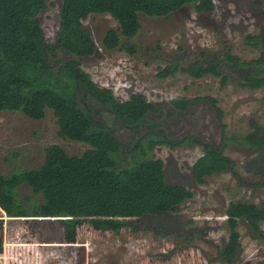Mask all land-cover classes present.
I'll return each instance as SVG.
<instances>
[{"label":"rangeland","instance_id":"rangeland-1","mask_svg":"<svg viewBox=\"0 0 264 264\" xmlns=\"http://www.w3.org/2000/svg\"><path fill=\"white\" fill-rule=\"evenodd\" d=\"M79 1L71 4L68 0H47L46 8L36 16L39 26L46 42L56 45L69 14H73L97 49L82 58L57 50L50 56L51 61H80L78 73L89 75L99 89L110 90L118 105L135 94L145 95L158 106L154 118H160L171 139L195 134L217 146L225 136L230 137L224 156L234 160L235 166L229 171L202 174L204 182L199 183L192 168L204 156V146H156L155 159L163 161L166 183L185 186L184 200L165 214L147 212L128 218L131 226L119 232L97 231L85 223L78 229L76 242L65 241L64 226L55 220L60 217H9V210L0 206V237L4 243L0 264H223L219 248L229 238L227 210L238 202L255 209L264 205V177L260 172L248 171L261 159V151L243 145L239 139L252 134L253 128L264 127V74L254 67L235 66L226 59L232 55L242 62L252 61L261 55L248 36L260 33L264 0H213L214 8L209 13L198 12L196 5L189 3L168 16L137 11L139 32L131 39H121L122 44L135 47L134 53L120 47L106 49V32L114 29L121 33V21L109 12L85 13L83 1L88 0ZM114 1L124 4L128 0ZM89 3L94 7L106 1ZM196 61L205 66L218 62L221 73L197 76L193 69ZM167 66L176 70L161 77L159 73ZM259 80L262 86L258 88L244 85ZM200 97H212L216 103L202 100L176 106L172 102ZM87 101L98 110L96 101ZM97 114L109 126L117 127L109 111L99 110ZM116 135L124 146L136 142L134 133L124 127H117ZM49 146H59L67 156L76 158L94 149L85 141L62 137L55 110L50 107L45 108L40 119L20 111L0 112V174L9 176L43 166ZM129 159L124 151L120 165L126 166ZM97 186L95 181L87 192L94 202ZM18 199L29 208L45 202L42 193L34 192L27 184L18 190ZM139 210L129 212L139 215ZM67 218L72 217L62 219ZM261 227L264 231V221ZM238 230L242 236L240 264H264V240L243 218ZM169 252L172 256L166 259Z\"/></svg>","mask_w":264,"mask_h":264},{"label":"trees","instance_id":"trees-1","mask_svg":"<svg viewBox=\"0 0 264 264\" xmlns=\"http://www.w3.org/2000/svg\"><path fill=\"white\" fill-rule=\"evenodd\" d=\"M68 1L71 4L80 2ZM105 1V5L94 7L89 0L83 1L86 5L84 12H109L119 19L122 32L108 30L103 45L108 50L120 47L129 53H134L135 47L122 44L121 39H131L139 32L141 25L137 11L150 16H168L186 3L196 5V10L202 13H209L214 8L213 0H128L124 4L114 0ZM46 4L47 0H22L21 3L19 0H0V112L20 111L40 119L44 116L45 108L50 107L55 110L62 137L85 141L94 149L76 158L67 156L59 146H49L46 147L43 166L19 170L9 176L0 174V206L9 210V217H72L55 220L64 226L65 241L76 242L78 229L85 223L97 231L119 232L131 226L128 218H137L147 212L165 214L184 200L187 193L185 186L166 183L163 161L155 159L156 146H204V156L192 168L199 183L204 182L202 174L229 171L235 166L234 160L224 156L230 137L225 136L217 146L203 141L195 134L171 139L160 118H154L158 106L145 95L135 94L128 102L118 105L110 90L99 89L89 75L78 73L80 61H51L50 56L56 55L57 50L74 53L82 58L93 54L97 45L80 19L73 14H69L68 22L63 25L57 44L47 43L36 17L46 8ZM248 40L260 49L261 55L255 60L243 62L237 56L228 55L227 62L239 67H254L264 74V24L260 33L248 36ZM194 65L197 76L206 72L217 75L221 73L218 62L205 66L196 61ZM174 70L167 66L159 75L164 77ZM244 85L255 89L262 86V81H249ZM89 99L99 104L98 110L88 103ZM202 100L216 103L212 97L172 102L180 106ZM99 110L109 111L117 127L133 132L136 142L124 146L116 135L117 127L109 126L101 115L98 116ZM253 130L252 134L240 136L239 139L243 145L261 151V159L256 160L253 167H248V171L260 172L264 177V127L259 126ZM124 151L129 154L130 163L121 166ZM90 178L91 181H88ZM95 181H98L96 202L91 195H87ZM23 184H27L36 193H42L45 202L30 208L24 204L23 200L18 199V190ZM135 208L140 209L137 211L139 215L129 212ZM227 213L229 238L219 248V259L223 264H240V219L243 218L252 231L264 240L261 227L264 205L255 209L238 202ZM2 228L3 222L0 219ZM157 231L161 234L160 230ZM3 244V237H0V255L3 253ZM171 256L169 252L166 259Z\"/></svg>","mask_w":264,"mask_h":264},{"label":"water","instance_id":"water-1","mask_svg":"<svg viewBox=\"0 0 264 264\" xmlns=\"http://www.w3.org/2000/svg\"><path fill=\"white\" fill-rule=\"evenodd\" d=\"M58 219H62V218H58Z\"/></svg>","mask_w":264,"mask_h":264}]
</instances>
